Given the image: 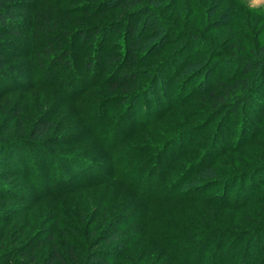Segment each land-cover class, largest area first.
Instances as JSON below:
<instances>
[{
  "label": "rangeland",
  "instance_id": "1",
  "mask_svg": "<svg viewBox=\"0 0 264 264\" xmlns=\"http://www.w3.org/2000/svg\"><path fill=\"white\" fill-rule=\"evenodd\" d=\"M117 1L121 0H113V3L119 4ZM156 2L160 4L158 15L143 12L133 23L137 28L133 41L125 25L98 36H94L92 34L94 31L90 30L88 32L90 37L87 39L81 40L79 36L71 39L70 49L74 51V58L82 61L79 67L75 65L71 71L73 79L78 77L76 80L83 81L81 90L83 89L84 93L79 99L72 100L69 97L63 100L57 90L61 78L66 77V68H56L55 72H51L49 79L43 78L36 65V52L39 49L28 44V39H21L18 41L19 44L8 47L12 52L10 61L16 65L17 71L21 72L19 75L23 76L20 78L22 81L15 83H18L19 88L26 85V89L11 96L9 90L14 86L5 80L0 81V136L8 133V139H2L0 142L27 138L31 123L46 109L50 113L48 115L53 122L54 131L47 137L57 136V140L52 139V145L49 147L58 159L53 166L40 158L41 152L37 150L33 151L32 161H28L26 166L31 169L36 161L38 165H43L44 173L39 174L43 178L41 180L43 188L35 195H29L26 201L14 199L5 204L9 210L6 214H11L13 222L11 229L15 227L23 229L25 222H31L33 225L24 228L27 232L22 243L32 241V238H36L33 242H44V246L35 252L39 264L50 255L52 247L56 244L60 250L67 252L70 241L83 242L85 236L83 232H77L76 235L66 230V233H62L63 230L56 222H63V215L70 217L74 211L87 210L89 201L97 197L100 199V191L105 185L116 184L107 182L96 185L97 187L71 191L78 188L76 186H80L79 183L87 178L82 176L87 170L86 167H80L79 177L80 174H75L78 167L73 172L72 163L89 160L96 162L98 159L103 160L104 156L111 158L112 154L122 168L132 165L128 176L136 189L140 188L138 182L150 175L149 186L160 187L162 184L178 186L175 189L178 194H186L189 197L190 194L200 192L202 198L209 201V205H196L190 212L183 209L184 205L176 207L169 205L180 204L178 202L162 205L159 204L161 202L153 201L154 203H148L145 207L150 221L140 225L122 222L123 227H129L121 237L124 238L126 251H129V258L133 260L131 264H168L162 253L163 242L156 233L165 231L157 229L161 219L180 226L183 222L192 220L209 222L205 224L207 227H228L229 230L238 233L242 229L260 228L264 225V119L249 130L250 123L245 116L236 117L234 114H227L223 110H214L212 106H208L213 102L209 94L218 81L226 82L234 74L243 73V67L240 65L242 60H254L262 56L264 13L261 12H264V0H156ZM69 3V0H64L60 6L65 9ZM120 13L118 10L112 13L110 10L102 19L81 23L82 25L77 23L83 18L78 14L73 17L75 24L72 22L63 27L73 31L79 28V25L81 29L93 27L95 24H107L109 21H115ZM166 22L173 27L170 31L175 32H169L164 26ZM191 35L194 41L188 42ZM130 46H135V50L129 54ZM222 51L226 52V57L220 54ZM88 53L95 58L98 54H103L100 68L96 71L97 77H92L88 75L87 70H83ZM116 57L120 59L118 63L115 62ZM126 70L133 71L135 82L130 83L138 86V90L130 96L135 97L138 94L149 100L153 107L155 105L157 107L149 106L148 110L144 111L141 104L135 103L126 122L129 130L134 131L132 137L112 148V143L106 141L107 138L104 139L105 136L100 135L99 131L107 128L109 130L106 135L112 136L113 123L115 121L119 123L123 114L128 112L133 104L130 100L128 104L116 107L117 102L112 100L121 93L114 95L109 91L116 83L120 72ZM115 72L119 73L115 75ZM250 76L252 82L255 72ZM256 97H264V82L259 87ZM257 100L256 98L254 107L257 106ZM262 101L264 102V99ZM20 106L24 108L19 115L15 107ZM38 109L40 111L37 113ZM91 112H101L102 116L98 117L99 119L92 118L90 121L88 116ZM74 125L76 132L70 133L71 136L67 133L68 137L58 139L60 136L57 135L58 131L70 132ZM12 134H15L14 140H11ZM45 140L46 138L41 139L42 142ZM107 146L111 147L112 153L107 151ZM237 150L240 151L234 153ZM2 158L7 161V157ZM204 163L207 167L200 169L199 166ZM3 171H0L2 173L0 178L7 177V173ZM59 173L68 180L66 184L68 187L65 189L67 191L56 197L42 198L41 194L44 191L48 193L46 195H53L51 193L54 190L49 185L52 177L57 178ZM242 182L245 191L249 190V194L246 193L247 200L248 198L250 201L260 200V208L258 204L255 208L245 207L237 211L219 207L218 202L229 190L231 199H234L235 193L241 189L239 185ZM25 184V181L15 178L12 183L0 180L1 188L15 190L21 186L31 188ZM131 208H137L138 213L136 212L134 219L143 218L140 213L146 210H142L141 204L139 207L133 205ZM235 236L237 241L232 235L224 238L222 251L227 255L219 258L216 264H239L241 249L246 246L248 238L237 234ZM230 243H233L235 249L231 252L227 249ZM261 244L262 252L251 260L253 262L251 264H259L263 259L264 243ZM89 251L87 248H75L80 258L87 256ZM28 258L29 255L19 263L28 264Z\"/></svg>",
  "mask_w": 264,
  "mask_h": 264
},
{
  "label": "trees",
  "instance_id": "2",
  "mask_svg": "<svg viewBox=\"0 0 264 264\" xmlns=\"http://www.w3.org/2000/svg\"><path fill=\"white\" fill-rule=\"evenodd\" d=\"M63 1L64 0H0V81L5 80V82H9L10 85L14 86L9 90L11 96L16 95L17 92H22V89L23 91L26 89V85H23V88L17 86V84L22 81L20 78L23 76L19 75L21 72H18L15 67L16 65L10 61L12 52L8 48L19 44L18 41L21 39H28V44L39 49L36 52V65L42 72L41 74H43L42 76L45 80L51 77V72H55L56 68H66V77L65 79L61 78L62 81L59 82L57 90L60 92L63 100L69 97H71L69 99L75 100L79 99L84 93L82 91L83 89L81 90L83 81H81V79L76 80L78 77L73 79L71 71L75 68V65L77 67L82 61L80 62V60L74 58V51L70 49L71 39L75 36H79L81 40L87 39L90 37V35L88 36L90 30L94 31V33H92L94 36H98L105 31L109 33L117 29L120 25H125L131 41H133L136 38L134 36L137 34V28L133 25L135 20L143 12L148 14L152 13L155 16L158 15L160 6L156 0H121L120 2L117 1L119 4L113 3V0L112 2H110V0H69V5L63 9L60 6V3ZM111 3L112 7L110 8ZM110 10L112 13L116 10L121 12L118 14L115 21H109L107 24H95L93 27H84L80 29L83 23H91L93 20L102 19L104 15L109 14ZM261 13L264 12L262 11ZM78 14H81L83 18L82 20H78L77 23L82 24L73 31L66 30L63 26L72 23L74 21L73 17ZM167 24V22L166 24L164 23V26L169 29V32H175L170 31L173 27ZM192 37L191 35L188 42L194 41ZM135 46H130L128 50L129 54L134 52ZM225 51L220 52L223 57L227 55V51ZM93 56L91 53H88L83 70H87L88 75L97 77L98 74L96 71L100 68L99 64L101 63L103 54H98V59ZM119 60V58H115V62L118 63ZM116 65L118 68V64ZM240 65L243 67V73L238 72L237 75L234 74L226 82L218 81L215 87L212 88L209 97L213 102H210L211 104L208 106H212L214 110H223L227 114H234L236 117L245 116L250 123L248 127L250 130L251 127H255L256 123L264 119V102L262 101L264 97H256L259 87L264 82V50L262 56H259L258 59H245L240 62ZM254 72V79L250 82V75ZM117 73L119 72H115V75H117ZM133 74L132 70H126L123 73L120 72V76L117 78L116 83L113 84L109 90L114 95L116 93H121L120 96L117 95L114 97V100H112L117 102L116 107H120L126 103L128 104L130 100L131 103H133L128 112L123 114L122 120L119 123L117 121L113 123L115 126L112 125V136L106 135L109 130L107 128L99 131L100 135L103 134L105 136L104 139L107 138L106 141L112 143V148L127 141L134 133V131L129 130L130 128L126 124L131 111L134 109L133 105L135 103L141 104L144 111H147L149 106L153 107L149 100L138 96V94L135 97L130 96L131 93H135L138 90V86H134L135 84L130 83L135 82ZM76 75L78 76V74ZM258 75L260 76L257 77ZM256 98L258 100L255 108ZM156 107L157 105L153 108ZM15 108L17 114L20 115L24 106ZM39 111L38 109L37 113ZM101 112H91L88 116L90 121L92 118H101ZM48 113L46 109L43 114L34 119L29 127L27 138L14 140L15 134H12L11 140L14 141L0 142V171L4 170L3 173H7V177L0 178V180L12 183L15 178L20 181H25L26 184L31 186V188L28 186H21L18 190L0 187V204L2 203V207L0 208L2 211L0 213V264H20L19 262L28 255V264H39L35 252L44 246V242H33L36 238H32V241L27 240L22 243L21 241L25 238V232H27L24 228H28L32 224L31 222H25L23 229L19 230L18 227L11 229V224L13 222H11V214H6L9 210L6 209L7 206L5 204L14 199L26 201L29 195H35L38 190L40 191L41 188H43L41 185V180L43 178L40 177V173H44L43 165H38L36 161L34 162L35 165H33V167L31 166V169L26 167L28 161H32L33 151L37 150L41 152L40 158L51 166L58 160L49 149L52 145V139L56 141L57 136L54 138L51 136L47 137V135L54 133L52 130L53 122ZM75 127L74 125L70 132L58 131L57 135H60L58 139L61 140L62 138L68 137L67 133L71 136L70 133L76 132ZM78 127L79 126H77V130ZM7 134L6 132V134H4L5 136H0V140L8 139ZM37 138L40 140L38 141ZM45 138L46 140L42 142L41 139ZM111 147H109L110 149L108 146L106 147L107 151L110 153H112ZM20 151L22 153H20ZM239 151L240 150L234 151V153H238ZM114 156V154H112L111 158L104 156L103 160L98 159L96 162L89 160L87 162L78 161L76 164L72 163L73 166L71 168L73 172H75L76 167H78L75 174H80L79 177H81L80 167H86L85 169L87 170L82 176L85 178L87 176L88 179H81L82 181L79 183L80 186H76L78 188L74 189L71 188V191H75V189L79 190L80 188L94 187L107 182L116 183L117 185H105L100 191V199L97 197L89 201L90 204L86 207L87 210L79 209L78 211H74L70 217L63 215L62 218L65 222H56L57 226L63 230L62 233H66V230H70L76 235L77 232H83L85 236L82 239V243L70 241L68 243L69 247L66 250L67 252L60 250L56 244L55 247H52V252L42 264H131L133 260L129 258V251H126L123 244L124 238L121 237L125 230H129V227H123L122 222L126 221V223L128 222L131 225L133 223H135L134 225H140V223L150 221L145 207L148 203H154L153 201L161 202L159 204L162 205H165L163 203L178 202L180 204L169 205H173L172 207L184 205L183 209L189 212L192 211V208L196 205H209L208 199L202 198L200 192H196L197 194L194 195L190 194L188 197L186 194L181 195L178 194L179 192L177 193L175 189H177L178 186H164L163 184L160 187H156V185L149 186L151 185L149 179L150 175L138 182L140 188L136 189L137 187L133 186L128 176L132 165L123 166L124 168H122L121 164L116 162ZM2 157H7V161H4ZM9 159L14 162H11ZM36 159L38 160L37 157ZM111 162L113 164H111ZM205 163L204 165L201 164L199 168H206L207 164ZM137 165L141 166L142 164ZM48 169L50 170V168ZM57 176V178L52 177L51 184L49 185V187L54 190V192L51 193L53 195H46L48 193L44 191L41 194V196H43L42 198H45V196L56 197L67 191L65 190L68 187L66 185L68 184L67 178H64L60 173L57 174ZM35 177H37V180ZM243 186L244 184L242 182L239 185L241 189L235 193L234 199H231L232 196L229 190L228 194L220 199L218 206L220 205L219 207L222 206L221 208L232 211H237L245 207L255 208L257 204L260 208V200L250 201L249 198L247 200L246 193L249 194V190L245 191ZM125 189L128 190H126L127 193ZM107 190L110 191L107 192ZM129 191L131 193H129ZM109 196H111L110 199L108 198ZM222 202L223 205H221ZM140 204L142 210L144 209L146 212H141L140 214L143 215V218H137L136 220L134 218L136 217L137 208H131V206L136 205L139 207ZM79 219H81V221H79ZM206 223L209 222L192 220L191 222H183V225L180 226L176 223L161 219V223L159 226L157 225V229H164L165 231H158L156 233L159 239L161 238V242H163L162 253H164V259H166L168 264H216L219 258L222 259L224 254L227 255L222 251V248H224V238H226L227 235H232V237L236 238V241L237 237L235 234L248 238L246 246H243V249H241L239 264L253 263L251 260H254L255 256L262 252L261 243H264V225L260 228L253 227L242 229L239 230L240 232L238 233L237 231L233 232L229 230L228 227H207L205 225ZM43 225L45 226L47 224ZM72 240H76V238H72ZM75 248H87V250L90 251L87 253V256L80 258L79 254L75 252ZM227 249L229 252L235 250L233 243H230ZM259 264H264V256Z\"/></svg>",
  "mask_w": 264,
  "mask_h": 264
}]
</instances>
